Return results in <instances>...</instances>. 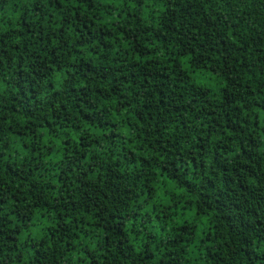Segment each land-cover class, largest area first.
Listing matches in <instances>:
<instances>
[{
    "label": "trees",
    "instance_id": "obj_1",
    "mask_svg": "<svg viewBox=\"0 0 264 264\" xmlns=\"http://www.w3.org/2000/svg\"><path fill=\"white\" fill-rule=\"evenodd\" d=\"M0 264H264V0H0Z\"/></svg>",
    "mask_w": 264,
    "mask_h": 264
}]
</instances>
